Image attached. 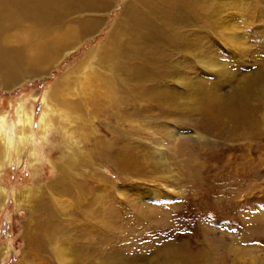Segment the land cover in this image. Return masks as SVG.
Masks as SVG:
<instances>
[{
    "label": "rangeland",
    "instance_id": "obj_1",
    "mask_svg": "<svg viewBox=\"0 0 264 264\" xmlns=\"http://www.w3.org/2000/svg\"><path fill=\"white\" fill-rule=\"evenodd\" d=\"M122 1L113 0L108 16L109 10L98 12L104 25L83 36L45 73L9 86L0 79V264H62L54 254L57 247L78 252L82 261L76 264H264V124L260 139L229 153L230 148L218 151L227 140L219 139L204 118L197 125L176 121L182 132L173 134L174 122L154 104V118L135 115L127 123L112 116L110 103L100 106L98 86L89 83L88 72L101 68L94 55H85L105 41ZM215 4L220 11L213 19L238 29L245 40L225 46L203 12L193 13V22L177 24L174 32L179 39L200 34L218 61L235 70L219 87L228 95L264 64V17L257 8L263 1ZM176 52L167 51L179 61L191 60ZM135 56L132 66L147 74L145 59ZM189 68L200 85L212 86L214 75L193 62ZM64 80L67 87L54 103L50 94ZM119 81L122 89L133 88L147 98L148 92L134 88L125 74ZM147 86L159 91L165 83ZM144 127L147 134L140 130ZM195 132L207 142L201 153L188 137ZM158 148L163 162L154 154ZM116 153L121 162L112 157ZM128 153L135 156L134 164L124 162Z\"/></svg>",
    "mask_w": 264,
    "mask_h": 264
},
{
    "label": "bare ground",
    "instance_id": "obj_2",
    "mask_svg": "<svg viewBox=\"0 0 264 264\" xmlns=\"http://www.w3.org/2000/svg\"><path fill=\"white\" fill-rule=\"evenodd\" d=\"M31 1H33L32 5H35L38 0H0V79L8 86L12 85L13 80L45 73L70 49H74L83 36L95 34L104 25L105 21H102L104 17H98V12L109 10L108 16L113 10L110 9L113 0H52L53 4L50 2L49 5L53 6V10H50L51 7L49 12L40 9L39 12L35 11L36 13L25 12L27 6L24 2L31 4ZM262 1L264 4V0ZM263 4H257L258 9H263L262 17H264ZM119 6V19L110 27L105 41L85 55V57L94 55L97 58L96 64L101 68V72H95L94 68H90L88 72L91 76L89 83L98 86L99 101L103 103L101 107L110 103L112 116L127 123L135 115L148 120L154 118L151 107V104H154L161 107L162 115L166 119L174 122L171 128L173 134L182 132V127L176 126V121L183 119L197 125L200 123L198 120L204 118L215 127L219 139L227 140V144H223V149L218 151L225 152L230 148L228 152L233 153L251 144L254 139H260L264 124V64L253 72L250 78L243 80L232 93L222 95L220 85L229 82L235 70L218 61V56L216 57V54L203 44V37L200 34L190 32L187 38L179 39L174 32L177 24L182 26L181 24L193 22L195 19L193 13L203 12L204 19L207 18L213 34L217 35L225 46L235 47L237 42L245 40L244 36L238 34V29L232 26L224 27L213 19L214 14L220 11V6L215 4V0H124ZM32 22L34 24H31ZM178 40H180L179 44H177ZM167 51L171 53L177 51V54L184 55L181 54L184 59L191 60L179 61ZM135 55L141 56L139 59L143 63L145 59V66L149 71L147 74L144 75L138 67L132 66ZM191 62L203 73L214 75L212 86H202L197 77L191 76L194 71V69L189 70ZM103 70L107 71L103 72ZM123 74L128 81L134 80V88L142 86L149 95L156 94V96L150 99L147 93L146 98L133 88L125 89L126 86H122V89L119 77ZM143 79L146 81L143 82ZM160 80L165 83V87L159 91L153 89L154 86H147L149 82ZM169 82H174L175 86L170 87ZM176 85L180 86L184 93L176 91ZM66 87L65 80L56 83L50 94V100L58 103V95ZM131 93L134 96L131 97ZM204 101L206 102L203 105ZM142 103H146L147 107L142 105L141 108L140 106L135 108L136 104ZM127 104L129 107H134V112L121 110V106ZM181 107L185 108L181 109ZM170 111H179V113L174 116L167 113ZM195 114L199 115L198 118ZM147 123L151 125L152 122H145ZM128 125L132 130L131 124ZM148 128L144 127L140 130L147 134ZM127 131L129 132V129ZM128 132L122 133L128 135ZM188 137L193 138L195 149L201 153L207 143L204 135L195 132ZM154 154L157 161H164L163 150L158 148ZM112 157L117 162H121L120 154L116 153ZM131 157L132 153H128L124 162L134 164L135 156ZM164 163L162 165L168 170L169 165L166 166ZM193 163L196 165L199 162L193 159ZM143 164L149 166L147 161ZM62 179L67 178L64 176ZM54 254L62 264H76L82 261V256L78 252L70 253L61 247L55 248ZM70 255L74 257V262H67Z\"/></svg>",
    "mask_w": 264,
    "mask_h": 264
},
{
    "label": "crops",
    "instance_id": "obj_3",
    "mask_svg": "<svg viewBox=\"0 0 264 264\" xmlns=\"http://www.w3.org/2000/svg\"><path fill=\"white\" fill-rule=\"evenodd\" d=\"M33 1H31L30 3L31 4H29V2H27V3H25L24 2V4L27 6V8L26 9H24V11L25 12H29V13H33V12H39V9L40 10H43V12H49L50 10H53V6L52 5H49L50 4V2L53 4V2H52V0H38L36 3H35V5H32L33 3H32ZM45 5H47V6H45ZM45 6V7H44ZM52 7V9H50ZM30 8V10H27V9H29ZM32 8V9H31ZM35 9V10H34ZM50 9V10H49ZM18 10H20V9H18ZM49 10V11H48ZM35 12V13H36Z\"/></svg>",
    "mask_w": 264,
    "mask_h": 264
}]
</instances>
